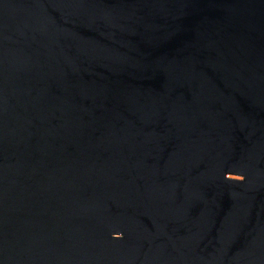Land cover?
<instances>
[{
    "label": "water",
    "instance_id": "obj_1",
    "mask_svg": "<svg viewBox=\"0 0 264 264\" xmlns=\"http://www.w3.org/2000/svg\"><path fill=\"white\" fill-rule=\"evenodd\" d=\"M0 264H264V0H0Z\"/></svg>",
    "mask_w": 264,
    "mask_h": 264
}]
</instances>
